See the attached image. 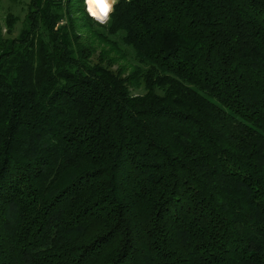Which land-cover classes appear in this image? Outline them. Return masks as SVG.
<instances>
[{
    "label": "trees",
    "instance_id": "trees-1",
    "mask_svg": "<svg viewBox=\"0 0 264 264\" xmlns=\"http://www.w3.org/2000/svg\"><path fill=\"white\" fill-rule=\"evenodd\" d=\"M114 8L0 25V264H264V0Z\"/></svg>",
    "mask_w": 264,
    "mask_h": 264
},
{
    "label": "rangeland",
    "instance_id": "rangeland-1",
    "mask_svg": "<svg viewBox=\"0 0 264 264\" xmlns=\"http://www.w3.org/2000/svg\"><path fill=\"white\" fill-rule=\"evenodd\" d=\"M27 1L28 0H0V25L4 36H15L19 32L26 14ZM8 12H12L18 17L11 34L6 32V25L4 23V18ZM82 32L85 38L86 36L90 37L89 30L82 29L81 33ZM93 42H95L93 43L95 47L94 54L92 55L93 61L102 62L114 70L121 69V73L124 76H127L131 72L132 67L130 64H132V62L130 60L120 58L115 52H109V47L99 43L98 40H94ZM102 48L105 49L102 50ZM131 90L132 92L142 91V89H137L135 87H131Z\"/></svg>",
    "mask_w": 264,
    "mask_h": 264
},
{
    "label": "clouds",
    "instance_id": "clouds-1",
    "mask_svg": "<svg viewBox=\"0 0 264 264\" xmlns=\"http://www.w3.org/2000/svg\"><path fill=\"white\" fill-rule=\"evenodd\" d=\"M118 0H84L85 11L99 24H106L115 11Z\"/></svg>",
    "mask_w": 264,
    "mask_h": 264
}]
</instances>
